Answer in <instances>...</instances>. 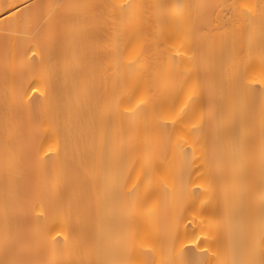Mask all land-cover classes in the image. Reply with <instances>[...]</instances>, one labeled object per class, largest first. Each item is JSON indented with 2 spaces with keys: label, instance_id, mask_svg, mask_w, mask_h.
<instances>
[{
  "label": "bare ground",
  "instance_id": "1",
  "mask_svg": "<svg viewBox=\"0 0 264 264\" xmlns=\"http://www.w3.org/2000/svg\"><path fill=\"white\" fill-rule=\"evenodd\" d=\"M0 264H264V0H0Z\"/></svg>",
  "mask_w": 264,
  "mask_h": 264
}]
</instances>
